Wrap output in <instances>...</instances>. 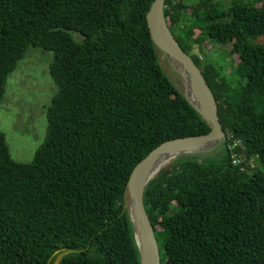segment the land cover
Listing matches in <instances>:
<instances>
[{"label":"trees","instance_id":"1","mask_svg":"<svg viewBox=\"0 0 264 264\" xmlns=\"http://www.w3.org/2000/svg\"><path fill=\"white\" fill-rule=\"evenodd\" d=\"M153 2L0 0V104L31 47L55 53L58 89L32 163L14 161L0 131V264H50L70 250L61 264H140L124 210L133 170L165 142L211 132L161 64ZM165 16L227 139L219 155L179 160L149 184L162 264H264V0H166ZM212 45L232 46L230 75Z\"/></svg>","mask_w":264,"mask_h":264},{"label":"water","instance_id":"2","mask_svg":"<svg viewBox=\"0 0 264 264\" xmlns=\"http://www.w3.org/2000/svg\"><path fill=\"white\" fill-rule=\"evenodd\" d=\"M166 0H154L146 17L152 41L178 77L183 95L192 108L211 128L202 136H191L165 142L133 170L124 192V210L128 213L140 264H162L155 229L145 207L149 184L179 157L205 155L221 148L227 139L218 114V103L202 71L187 55L172 34L165 16ZM74 251L56 253L50 264H61Z\"/></svg>","mask_w":264,"mask_h":264},{"label":"rangeland","instance_id":"3","mask_svg":"<svg viewBox=\"0 0 264 264\" xmlns=\"http://www.w3.org/2000/svg\"><path fill=\"white\" fill-rule=\"evenodd\" d=\"M229 5L234 1L254 0H222ZM263 43L264 38L257 40ZM231 45H212L208 48L209 57L214 61H221L224 72L232 73V66L237 58H224L230 52ZM195 53H199L195 50ZM161 64L167 76L180 88L179 79L161 54ZM55 58V53L38 47H31L25 58L18 63V68L9 76L6 86V94L0 104V131L6 136L7 145L14 161L29 164L34 161L37 150L45 142L47 137V111L52 99L57 93V86L50 74V66ZM225 59V60H224ZM232 83L239 84V80L231 78ZM236 87V86H235ZM222 148L214 152L201 155L202 158L219 155ZM194 155L182 156L174 160L166 168L174 163Z\"/></svg>","mask_w":264,"mask_h":264},{"label":"built area","instance_id":"4","mask_svg":"<svg viewBox=\"0 0 264 264\" xmlns=\"http://www.w3.org/2000/svg\"><path fill=\"white\" fill-rule=\"evenodd\" d=\"M238 144H240V143H237L236 145H234L233 148H236L238 146ZM245 159L246 158L243 157V156H238L236 154L233 155V162H234V164L236 166H242V171H246L247 170L246 166L244 165ZM249 165H250L249 166L250 168H252V169L255 168V164H254L253 161H251Z\"/></svg>","mask_w":264,"mask_h":264}]
</instances>
